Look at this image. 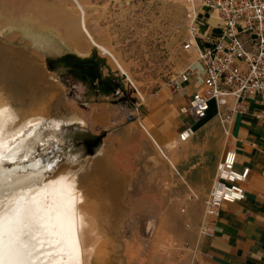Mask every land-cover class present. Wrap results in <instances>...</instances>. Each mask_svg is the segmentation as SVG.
I'll return each mask as SVG.
<instances>
[{
	"label": "rangeland",
	"instance_id": "obj_1",
	"mask_svg": "<svg viewBox=\"0 0 264 264\" xmlns=\"http://www.w3.org/2000/svg\"><path fill=\"white\" fill-rule=\"evenodd\" d=\"M188 23L186 0H0V98L10 111L3 136L12 148L1 162L0 189L16 181L27 184L18 189L23 195L67 180L93 215L97 248L88 264L180 263L188 228L177 197L166 186V203L138 201L144 169L131 154L135 143L121 162L129 173L116 176L113 149L99 155L109 131L99 104L127 99L136 116L148 97L168 91L195 59L182 47ZM91 58L102 66L99 80L119 83L120 95L99 94L100 81L92 86L93 76L79 74L77 62ZM137 129L146 156L151 140L138 122ZM96 139L100 145L88 153ZM8 191L13 201L3 210L19 203Z\"/></svg>",
	"mask_w": 264,
	"mask_h": 264
},
{
	"label": "crops",
	"instance_id": "obj_2",
	"mask_svg": "<svg viewBox=\"0 0 264 264\" xmlns=\"http://www.w3.org/2000/svg\"><path fill=\"white\" fill-rule=\"evenodd\" d=\"M205 18V30L212 31L218 26L215 14L208 13ZM214 21H217L215 25ZM213 33L218 32L214 30ZM202 90L203 79L198 74L180 93H172L168 88V91L161 90L148 97L141 114L136 116L132 101L127 99L99 104L104 109L100 112L106 113V116L100 113L101 122L109 126L108 140L103 142L99 155L104 154L106 147L113 149L115 154L111 159L117 163L116 176L123 177L129 173V168L121 162L135 143L138 150L131 154L143 162L141 168L144 169L138 201L151 207L155 202L166 203L170 195V191H165L166 186L172 188L173 197L179 201L180 216L186 227L190 226L184 233L186 239L180 247L179 264H264V139L263 127L254 118L264 109V95L253 97L248 105L249 112L237 115L230 132L226 133L215 109L200 123L181 114L180 108L187 106L191 97ZM98 93L120 95L119 91L106 88ZM137 122L142 129L145 127L147 133L143 131L151 140L146 156L142 154ZM187 125H193L196 133L190 141L182 143L178 140L179 134ZM227 150L237 154L238 170L250 169V177L244 184L246 198L240 203L224 205L214 237L203 238L199 229L206 201ZM139 171L141 169L136 168L132 177L137 178ZM192 194L194 197L190 199Z\"/></svg>",
	"mask_w": 264,
	"mask_h": 264
},
{
	"label": "built area",
	"instance_id": "obj_3",
	"mask_svg": "<svg viewBox=\"0 0 264 264\" xmlns=\"http://www.w3.org/2000/svg\"><path fill=\"white\" fill-rule=\"evenodd\" d=\"M186 4L189 23L182 47L194 55L195 61L173 77L168 88L172 93H180L193 76L201 74L203 90L196 92L180 112L194 123H200L214 107L229 133L235 117L249 112L250 100L264 95V0H186ZM208 13L218 18L216 35L213 29L205 30ZM134 111L138 113L139 108ZM254 118L263 127L264 139V109ZM195 133L194 126L187 125L178 140L186 143ZM249 177L250 169L238 170L237 154L227 150L206 201L199 229L201 237H214L224 205L245 200L244 184ZM193 197L192 194L189 198Z\"/></svg>",
	"mask_w": 264,
	"mask_h": 264
},
{
	"label": "bare ground",
	"instance_id": "obj_4",
	"mask_svg": "<svg viewBox=\"0 0 264 264\" xmlns=\"http://www.w3.org/2000/svg\"><path fill=\"white\" fill-rule=\"evenodd\" d=\"M9 117L0 98V166L12 149L3 136ZM38 125L39 121L31 122L27 133L33 135ZM66 181L30 187L23 195L18 189L24 183L10 181L0 189V264H88L97 248L93 215L82 210L80 195ZM11 189L19 203L3 210L5 202L13 201L5 192Z\"/></svg>",
	"mask_w": 264,
	"mask_h": 264
},
{
	"label": "flooded vegetation",
	"instance_id": "obj_5",
	"mask_svg": "<svg viewBox=\"0 0 264 264\" xmlns=\"http://www.w3.org/2000/svg\"><path fill=\"white\" fill-rule=\"evenodd\" d=\"M79 63V64H78ZM78 64V72L80 75H91L93 76L94 78H92V84L94 83V81H100L102 87L105 89H112V90H115V91H119L120 93H122V88L121 86H119V83L115 82L116 84L115 85H110V83H106L102 80H99L100 77L98 76L99 74H97L102 66L99 64V62L96 60V59H93L91 58L90 60L88 61H82V62H77ZM83 70H86V73H83ZM114 84V83H113ZM101 141L99 139H96L93 141V143H88L86 144V148H87V151L88 153H92L94 151V149L96 147H98V145H100Z\"/></svg>",
	"mask_w": 264,
	"mask_h": 264
},
{
	"label": "trees",
	"instance_id": "obj_6",
	"mask_svg": "<svg viewBox=\"0 0 264 264\" xmlns=\"http://www.w3.org/2000/svg\"><path fill=\"white\" fill-rule=\"evenodd\" d=\"M45 161L47 160V158L46 159H44ZM45 161H43V162H45ZM42 162V161H41ZM43 164V163H42Z\"/></svg>",
	"mask_w": 264,
	"mask_h": 264
},
{
	"label": "water",
	"instance_id": "obj_7",
	"mask_svg": "<svg viewBox=\"0 0 264 264\" xmlns=\"http://www.w3.org/2000/svg\"><path fill=\"white\" fill-rule=\"evenodd\" d=\"M51 170V166H49V171Z\"/></svg>",
	"mask_w": 264,
	"mask_h": 264
}]
</instances>
